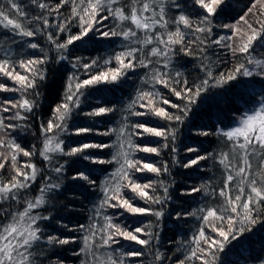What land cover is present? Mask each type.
Listing matches in <instances>:
<instances>
[{
  "label": "trees",
  "instance_id": "16d2710c",
  "mask_svg": "<svg viewBox=\"0 0 264 264\" xmlns=\"http://www.w3.org/2000/svg\"><path fill=\"white\" fill-rule=\"evenodd\" d=\"M15 2L21 6L27 14V18L44 16L49 20L50 25L59 24L71 15V2L63 5L59 13L41 10L32 3V0H15ZM58 2L59 0H37V4L46 3L49 7H54ZM176 2L180 5L179 8L172 6L171 0H168V14L172 19L179 14H186L192 20L198 21L201 15H206L202 9L195 5V0H176ZM253 2L254 0H225V3L211 18V34L191 33L187 35L184 46L191 48L192 55H185L180 50L181 45L174 46L168 69L162 67V61L156 63V57L151 58L153 63L148 68L139 65L140 59H148L147 52L151 47L149 46L143 52L135 54L136 67L125 70L124 75L116 82L100 83L94 87L83 89L80 106L73 109L66 121L67 131L59 133L58 138L63 141L62 148L68 152L83 143L108 145V147L86 149L79 155L73 156L50 153L49 161H45L39 155L45 139L41 132V126H46L48 121L53 119V109L64 102L69 83L74 87L76 79H88L102 71L119 67L115 56L131 47L138 46L129 44L119 36L105 38L100 35V32L94 30L82 40L69 45L67 50H58L48 40L49 34L53 35L57 43H63L69 35L79 33L78 20L70 24L66 31L58 34L55 27L43 29L42 21L26 23V27L36 32L31 38L13 37L9 30L0 27V59L19 61L29 58H47L44 64L38 65L45 79L37 80V87L28 90V94H26V98L34 100L37 105L32 112L23 113L27 119L22 121L8 119L16 112V109H11L7 113L0 111V120H3L5 124L17 125L14 129L0 131V137H3L6 142L12 140L24 150L33 153L31 157H25L22 153L17 154V164L32 163L38 169L36 179L31 182L30 188L19 193V203L0 201V222H6V213L22 210L26 200H34L40 194L41 187L46 183L60 185L58 189L54 188L46 193L45 204L34 210V214L39 213L49 217L48 220L39 222L45 240L49 236H55L57 239H68L69 243L65 245L43 244L42 248L35 249L34 258L37 264H41V262L42 264H82V262L83 264H89V262L99 264L94 257L83 253L76 255L75 253H79L83 247V236L88 234L86 229L90 225L96 226L97 236L103 235L99 229L106 224L105 217L110 218L113 224H118L128 230L149 225V230L158 235L149 247H141L134 242L116 237L118 243H113L111 248L98 250L101 259L106 260L107 254H111L114 259H123L124 264H179L180 261L185 260L191 249L195 247L191 241L202 227L198 216H202L203 213H198L197 216L186 214L198 211L200 208L220 209L224 205V200L218 195L223 186L225 171L219 163V157L222 152H229L230 149L225 138L218 134V130H229L237 126L238 118L251 113L264 102V77L255 74L260 69L247 64L249 55L264 61V45L254 42V51L250 50L248 54H233L228 47L212 43L213 40L222 36L226 38L222 42L224 45L239 43L238 40H228L227 37L232 36V32L222 26L236 24ZM129 3L130 0H121L120 6L123 7ZM0 4L6 5V0H0ZM106 14V12L102 13V15ZM10 15L16 18L14 10L10 12ZM257 18V15L248 17L254 25ZM115 25L116 21L109 18L95 27L100 28V31H109L114 29ZM255 26L258 27V25ZM175 27L176 25L170 24V30H175ZM237 27L245 26L240 24ZM184 31L188 33L187 29ZM197 36H200L206 43L201 44L199 40H196ZM241 38L243 39V37ZM188 40L196 42L189 46ZM29 43L38 44V48H29ZM62 56L63 59H61ZM240 63H244L246 67L253 70L254 75L251 77L237 75L235 80L220 86L208 87L200 96L195 97L194 104L188 105L190 111L182 123L169 122L153 115H132V112L135 111H145L139 105L146 101H140L137 98L140 93L146 91L159 93L162 99H167L181 107L187 103L186 100L178 99L169 88L153 81L152 76L155 70L169 73L166 79H169L171 88L180 90L184 86L183 82L187 81V86L194 89L195 85H199L202 80L207 78L206 72L201 70L202 66L210 69L214 77H219L221 73L232 72ZM85 64L93 66L85 69ZM17 71L27 74L19 68ZM176 73L180 75L177 76ZM69 77L74 79L70 81ZM0 83L6 84L8 87H16L11 80L2 75H0ZM20 96L19 91L0 92V105L8 106L4 104L5 101H16L20 99ZM156 102L158 106L165 108L171 114L183 116L182 112L169 108L159 99ZM129 105H133L131 110H129ZM100 107L111 108L113 111L100 116L85 115V113ZM138 123L158 129H175V141L173 142L171 137L167 140L154 137L132 127ZM124 125H127V133H138L131 136L133 144L159 149V155L133 151L131 158L138 159L142 163H152L161 168L167 164L168 172L157 176L147 171L129 170L131 178L136 182L153 184V187L146 191L150 196L161 197L164 201L162 204L145 201L126 187H121V195L130 199L137 207L161 211L163 215L159 219L151 214L131 215L119 207H108L107 205L101 207L105 198L102 188L106 184L111 187L117 182L118 178L113 179L112 174L123 163L122 159L118 162L113 157L119 151L118 134ZM78 128H90L92 131L75 135ZM201 131L208 132L209 135H198L197 133ZM58 132L59 130H54L47 135H56ZM126 138L121 137L120 139ZM165 144L167 147L164 146ZM173 147L176 148L175 152L171 151ZM125 148H127L126 144ZM188 148H195L197 151L188 152ZM9 151L7 147L0 148V153L8 154ZM85 155L91 159H84ZM197 156H208V158L191 168L182 166L191 159H196ZM92 160L111 161V163H92ZM0 161L5 163V168L0 170V179H10L14 175L10 156L6 161L3 156H0ZM252 163V171H258L259 161L253 160ZM61 165H63V171L57 174L54 168ZM25 171L31 170L25 169ZM82 173L92 183L87 180L73 179ZM161 182L168 188L167 199H164L165 194L163 188L160 187ZM201 185L207 186V194L203 191L192 195L185 194L192 188ZM110 203L115 204L116 201L113 200ZM177 213L182 215L178 218ZM240 227L241 225L238 224L235 229L236 238L233 239L229 235L227 240H223L205 228L206 235L212 236L224 245L223 251L216 253L215 264H264V215L258 216L255 224L245 223L243 232L239 231ZM141 238L147 239L148 237ZM94 251L96 250L94 249ZM133 251L142 252L143 255L140 257L126 255ZM157 251L162 257L160 261H156L154 258ZM185 264H200V260L193 258L185 261Z\"/></svg>",
  "mask_w": 264,
  "mask_h": 264
},
{
  "label": "snow or ice",
  "instance_id": "6c2138e0",
  "mask_svg": "<svg viewBox=\"0 0 264 264\" xmlns=\"http://www.w3.org/2000/svg\"><path fill=\"white\" fill-rule=\"evenodd\" d=\"M71 2V15L59 24L50 25L49 20L44 16H33L30 19L27 18V14L22 10L21 6L15 2V0H6V5L0 4V27L9 30L13 37H33L36 32L25 26L26 23L33 21H42L43 29L55 27L58 31L64 32L68 26L73 22H79V33L75 35H69L67 40L63 43H57L54 40L52 34H49L48 40L60 50H67L69 45H72L75 41L82 40L91 31L100 32V35L108 37L119 36L123 40L129 42V44L137 45L138 47H131L126 51L120 52L115 56V60L119 67L115 69H109L102 71L96 75L90 76L88 79L78 80L74 84L71 83L67 86V90L64 97V102L59 104L53 109V119H50L46 126H41V132L44 134L45 139L43 142V148L40 150L39 155L45 160L51 159L50 153H60L66 156L79 155L86 149L108 147V145H97L92 143H83L79 147H74L70 151L65 152L62 148L63 141L59 140V133L67 131L66 121L70 117L74 108L80 106L81 96L83 95V89L88 87H94L100 83H114L121 76L124 75V71L133 69L136 67L135 54L137 52H143L145 48H149L147 52L148 59H140L139 65L144 68H148L153 63L152 57H156V63H162L164 69H168L171 59L173 48L176 45H181V51L185 55H192L190 47H185L186 36L191 33L197 34H211L212 27L211 18L217 13L221 5L225 3V0H195V5L203 10L206 15H201L198 21L192 20L186 14H179L174 19L169 17L168 14V0H130V3L126 6H120L121 0H59L54 7H49L46 3H38L37 0H32L41 10H46L49 13H59L63 5ZM171 5L179 8L180 5L176 0H171ZM7 9V10H5ZM15 11L16 18L10 15L11 11ZM107 13L102 15V13ZM249 15H257L258 18L255 22V26L248 19ZM264 0H254L251 7L248 8L244 15L240 16L236 24L223 25L222 27L230 29L232 36L227 37L228 40H238L239 43L224 45L222 42L226 39L220 37L213 40L212 43L222 45L231 49L233 54L244 53L248 54L250 50H255L254 42L256 44L264 45ZM112 18L116 21L114 29L109 31H100V28L95 27L100 25L102 21H106ZM170 24L176 25L175 30H170ZM244 25L245 27H237V25ZM188 30V33L184 31ZM243 37V39L241 38ZM201 44L206 43L200 36L196 37ZM15 42V41H13ZM195 40H188L187 44L190 46L195 43ZM28 47L31 49H37L38 44L29 43ZM203 51V49H201ZM64 57L62 56L61 59ZM45 58L38 59H21L19 61H12L10 59H0V75L7 77L13 82L16 87H8L6 84L0 83V92H17L21 93L20 99L16 101H5L4 105H0V111L5 113L11 109H16V112L8 117L13 120H26L27 116L23 113H30L37 106L34 100L26 98L28 90L35 89L37 87V80L45 79V76L38 68V65L46 62ZM127 61V62H125ZM95 61L93 62V64ZM108 63V61H105ZM247 64L254 65L255 68L260 69L256 75L264 77V61L255 59L249 55ZM76 66L75 64L73 65ZM92 64H85L84 68H91ZM17 68L22 69V72L17 71ZM202 71L206 72V79L202 80L199 85L193 87L187 86V81L183 82V87L180 90L170 87L169 76L167 71L161 72L155 70L152 76L153 81L156 84H162L164 87L169 88L173 94L181 100H186L187 103L184 107L178 104H174L167 99H162L159 93L156 92H142L138 96V100L146 101L141 103L140 108H144L145 111L132 112L134 116H146L153 115L162 119H166L169 122L175 121L182 123L185 118L188 117L190 108L188 105L195 103V97L201 95L208 87L220 86L228 81L235 80L237 75L244 77H251L254 75V71L245 66L244 63L238 64L232 72L227 74L221 73L219 77H214L213 73L206 66H202ZM179 76V73H176ZM74 78L69 77L72 81ZM214 83H211L213 82ZM179 83V81H177ZM39 95V93H37ZM157 99L164 105H168L169 108L177 109L183 113L181 115H173L166 111L165 108L158 106ZM135 103V102H134ZM133 105H129V110ZM113 111L111 108L100 107L92 112L85 113L88 116H100L108 112ZM17 125L5 124L3 120H0V131L9 128H15ZM135 129L142 130L143 133L149 134L154 137H160L167 140L169 137L175 141V129H158L146 126L145 124L138 123L132 126ZM127 125H124L118 134L119 151L113 157L114 160L119 162L122 159L123 163L115 173L112 174L113 179H117V182L111 187L103 186L105 198L101 203V207L107 205L108 207H119L124 209L131 215H145L151 214L157 217H161L163 213L161 211H152L142 207H137L130 199L121 195V187L128 188L133 194L144 199L145 201H151L154 204H162L164 201L159 196H150L146 191L153 187L152 183L141 184L133 180L130 176L129 170L135 172H150L157 176L162 173L168 172L167 164L163 168L155 166L152 163H142L140 160H134L131 158L133 151H140L145 153H154L159 155V149L156 147L140 146L133 144L131 136L138 133L126 132ZM54 130H59L56 135H47ZM92 130L90 128H78L75 131V135H81L89 133ZM198 135L207 136L208 132H198ZM218 134L225 138L228 142L229 152H222L219 157V163L224 168V180L223 186L219 190L218 195L224 200V205L220 209L215 208H200L198 211L187 213L188 216H197L198 213H203L198 218L202 222V227L198 233L192 238L191 243L195 245L185 257V260L179 262V264H185V261L196 258L200 260V264H215L216 253L223 251V243L206 235L205 228L209 231L227 240L229 235L233 239L236 238L235 229L237 225H241L239 231L243 232L245 229L243 225L245 223L255 224L257 217L264 215V102L260 107L256 108L249 114H245L238 118L237 126L230 128L229 130H218ZM121 137H127L126 139H120ZM125 144L127 148H125ZM167 147V144L164 145ZM7 147L10 151L8 154L0 153L4 160L11 159V166L14 175L10 179H0V201H15L19 203V193L22 190H27L31 186V182H34L37 176L38 169L32 163L17 164V154L22 153L25 157H31L32 152L24 150L19 144L8 140L7 142L3 137H0V148ZM172 152L176 151V148L171 149ZM195 148H188V152H196ZM210 155V154H209ZM84 159H91L88 155L83 157ZM208 156H197L196 159H191L188 163L183 164L184 168H191L193 165H197L200 161L207 159ZM253 160H258V171L253 172ZM92 163H111V161L104 160H92ZM5 168V163L0 161V170ZM30 169L31 171H25ZM54 171L59 174L63 171V165L54 168ZM48 179V178H45ZM73 179L87 180L92 183L89 178L83 173ZM60 185L53 183H46L41 187L40 194L35 197L34 200H26L25 206L22 210L8 212L5 215L6 222H0V264H37L35 257V249L42 248L43 244L53 245H65L69 243L68 239H57L55 236H49L45 240L43 238V230L40 227L39 222L48 220L49 217L41 215L39 213L34 214V210L40 208L45 204V195L52 189H58ZM160 187L163 188L165 194L164 199H167L168 188L161 182ZM201 191L207 194L208 188L205 185L200 187H194L186 195H192L194 193H200ZM116 201L115 204L110 201ZM182 214L177 213L179 218ZM106 224L99 229V232L103 235L97 236V228L95 225H90L86 232L88 234L83 236V247L76 255L86 254L90 257H94L99 264H124L123 259H114L111 254H107V259H101L98 255V250L101 248H111L113 243H118L116 237H120L125 241L134 242L141 247H149L153 239L158 235L149 230V225L143 227H136L132 230L122 228L118 224H113L110 218L105 217ZM225 224L227 227L225 228ZM83 228V226H81ZM139 234V235H138ZM141 237H148L142 239ZM97 241H99L97 243ZM94 249L96 251H94ZM128 257H140L142 252L133 251L126 254ZM211 257V259H209ZM155 260L160 261L162 259L159 251L155 253ZM42 264V262H41ZM83 264V262H82ZM91 264V262H89Z\"/></svg>",
  "mask_w": 264,
  "mask_h": 264
}]
</instances>
